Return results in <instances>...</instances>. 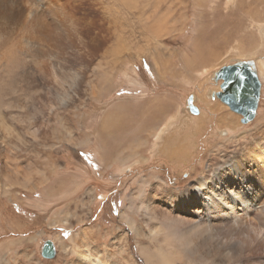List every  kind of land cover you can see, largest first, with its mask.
Masks as SVG:
<instances>
[{
  "label": "rangeland",
  "instance_id": "374dc122",
  "mask_svg": "<svg viewBox=\"0 0 264 264\" xmlns=\"http://www.w3.org/2000/svg\"><path fill=\"white\" fill-rule=\"evenodd\" d=\"M88 1L0 12V264H87V251L163 264L172 249L182 260L164 264H219L179 236L196 208L172 204L193 181L264 155V0ZM236 59H255L262 81L249 123L211 94L213 72ZM165 136L184 151L166 155ZM162 223L169 241L151 238Z\"/></svg>",
  "mask_w": 264,
  "mask_h": 264
},
{
  "label": "bare ground",
  "instance_id": "6f19581e",
  "mask_svg": "<svg viewBox=\"0 0 264 264\" xmlns=\"http://www.w3.org/2000/svg\"><path fill=\"white\" fill-rule=\"evenodd\" d=\"M32 3L33 2H31V0H0V8H1L0 12L2 11L5 13V11L2 10V9H5L7 13L13 16L14 14V12H12L14 11L13 8L15 9V7H20L24 4H29L32 6V8H34L35 4L33 5ZM39 3L42 4L41 2ZM29 10H28V13H29ZM32 12L35 13L36 16L37 15L39 16L40 14L39 12L37 13V12H34L33 10ZM24 14H26L25 16H27L28 18L27 13H24ZM3 15H6V14H3ZM14 15H17V14H14ZM34 16L35 15H33V17ZM17 17L19 18L21 16L17 15ZM49 17L47 18L48 20H49ZM14 18L16 17L14 16ZM30 20L31 19H29V21ZM32 22L33 20L31 21V23ZM160 22L163 26L164 22L162 21ZM261 66H262L261 69L264 72V63ZM211 94H213V91H211ZM219 106H220L219 103L218 104L214 103L212 107L215 110L216 108L219 109L220 108ZM161 107L162 106H160V108ZM166 107L167 106L164 105L163 109ZM159 111L160 112L158 113V117H155L157 118V120L158 118L161 119L162 117H165L164 114H163L164 116H161V113L164 110L160 109ZM165 114L167 115V113ZM225 115L222 114L220 118L225 120ZM203 118L204 117L202 116L198 117L197 120H193L195 121L194 123L192 122V119H188V120L189 122L201 127ZM230 118L236 119L235 116H231ZM235 124H237V122ZM200 127H198V129ZM258 135H259V131L256 133H253L252 136L249 135L246 137H248V139L249 138L256 139ZM160 138H162V136H160ZM243 138H245V136H243ZM184 140L183 141L181 140L182 142L177 143V145H174V142H171L172 140L169 137L165 136L163 138V144L162 145L159 144L160 150L164 151L166 155H169V156L172 155V157H175L174 155L182 153L184 151V147H183L185 145ZM245 141L244 142L242 141L243 144L241 142L238 143L239 146L245 145L246 144ZM170 143L173 145V147ZM247 144L244 146L245 147L244 150L248 149L249 147L253 145L251 143H247ZM249 157L246 160V163H244V165H242V163L241 164L240 163H236V164L230 163V164H227L226 166L221 167L220 170L218 168L217 171H214L213 173L214 174L216 173V174L213 178L203 177L202 179L193 181L191 185L188 187V189L178 194V196H181L179 198L180 201H174L172 204V206L176 208V205L180 203L181 204L180 207H184L183 208L184 211H187V212L192 211L193 207L196 208L194 211V215L200 217L201 219H199V221L186 220L188 223H190V225L188 228L185 227L183 229V233L181 232L179 236L180 238L184 239V241L186 242L195 243L194 247L197 251L205 252L207 255H210L212 258L216 259V261L219 264H226V263H229V264H232V263L233 264H264V155L262 154V156H259L258 154V158L260 160H253V158L249 159ZM260 161L263 163V165H261ZM210 183H212V185H209ZM193 190H195V192ZM172 192L176 193L177 191H172ZM225 192H227V196L230 198H225V196L223 195ZM165 194L168 195L169 193L166 192ZM213 197H216V199H213ZM199 204L203 207V210H198L197 205ZM150 206L154 207L156 205H151L150 203ZM170 220L173 222H176V219L173 216L171 217ZM225 227H227L226 232H224ZM152 232L155 233L154 237L150 236L152 239L153 238L156 239L155 237H157L159 234H164V239L168 238L167 241L170 240L171 235L168 231V226L164 225L163 223L156 230ZM224 238H226L227 240H224ZM172 250L173 251H169L168 253L165 252L166 254H163L162 251L159 250V253H162L164 255L163 258L166 263H169L170 262L169 260H173V261L177 259L182 260L181 259L182 257L180 256L183 250L182 249H172ZM56 254H57V249H56ZM145 255L149 257V259H152V260H153V257L156 256L153 254V252H149L147 250H145ZM83 257H85L89 261L87 264H108L105 262L106 260L104 261L100 259L98 256H93L92 254L90 255L88 251L83 254ZM159 258L161 259V257ZM149 259L147 258V260Z\"/></svg>",
  "mask_w": 264,
  "mask_h": 264
},
{
  "label": "water",
  "instance_id": "95a60500",
  "mask_svg": "<svg viewBox=\"0 0 264 264\" xmlns=\"http://www.w3.org/2000/svg\"><path fill=\"white\" fill-rule=\"evenodd\" d=\"M215 83H220V90L213 92V98L220 99L234 112L243 115L242 122H251L258 112L262 92V81L259 76L256 60L236 59L232 63L223 65L212 74ZM195 94L189 96L188 109L199 113L194 104ZM56 247L48 239L42 248V255L47 259L55 257Z\"/></svg>",
  "mask_w": 264,
  "mask_h": 264
},
{
  "label": "snow or ice",
  "instance_id": "6c2138e0",
  "mask_svg": "<svg viewBox=\"0 0 264 264\" xmlns=\"http://www.w3.org/2000/svg\"><path fill=\"white\" fill-rule=\"evenodd\" d=\"M223 195L225 196V198H230V197L227 196V192H225ZM213 199H216V197H213Z\"/></svg>",
  "mask_w": 264,
  "mask_h": 264
}]
</instances>
